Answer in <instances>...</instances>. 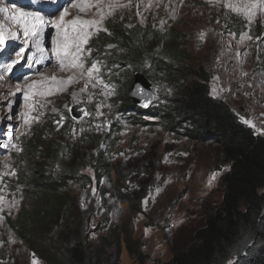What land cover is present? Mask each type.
<instances>
[{
    "label": "rangeland",
    "instance_id": "1",
    "mask_svg": "<svg viewBox=\"0 0 264 264\" xmlns=\"http://www.w3.org/2000/svg\"><path fill=\"white\" fill-rule=\"evenodd\" d=\"M76 2L82 0H72V3ZM89 2L93 5L98 3L99 7L94 6L81 13L71 6L69 0H0V6L38 10L48 19L58 18L59 12L67 7V20L80 15L100 21L97 26L99 31L90 29L94 34L85 46V72L93 62L99 68V72L93 71L91 78L86 74L81 77L75 69L61 71L50 50L47 51L49 59L42 64L33 61L34 66L29 68L25 61L33 50L31 44L27 46L24 60L14 65L10 73H4L3 80H0V145L8 143V134L12 136V143L21 150L23 142L32 138L33 134H44L48 140L69 134L80 141L79 148L86 160L94 154L96 147L101 146L113 167L111 177L102 179L100 186L94 184L89 188L95 192V197L106 186L129 200L114 206L110 214L114 223L130 220L133 206L141 208L142 213L134 217L135 236L145 242L144 252L151 257L149 264H155V260L165 263L171 259L173 251L182 250L194 240L195 232L205 225L207 212L220 207L224 192L222 178L228 168L213 170L216 150L213 143L174 133L151 116L143 117L150 123L147 126L128 120L127 106L134 103L131 91L137 72H128L130 82L124 90L118 87V83L110 77L111 71L104 67V55L100 51L108 48H100L99 37L105 32L107 23L112 21L138 22L158 30L172 26L180 30L188 37L190 63L208 72L212 96L228 103L240 119L243 117L251 121L255 125L251 127L264 136V11L258 9L249 22L247 16L227 5L256 3L257 0ZM232 17L243 27L237 28ZM51 34H54L53 29L45 30L46 49H50ZM21 46L20 40L8 41L0 50V65L11 62L10 56L15 59L14 50L18 51ZM87 49L91 50L90 54ZM40 73L64 80L74 76L75 80L67 85L65 91L56 90L50 80L39 86V91L52 89V94L35 98L44 107L37 105L31 115L38 119L25 125L23 118L17 116L25 111L23 94L18 92L12 96L10 93L18 85L23 87V77L39 80ZM85 85L86 90L81 91ZM73 93L77 94L75 100ZM153 93L154 102L150 107L163 102V98L172 92L165 84L156 83ZM77 105L81 106L77 110L81 112L80 119L72 116ZM9 115L11 119H8ZM21 150L0 148V197H3L0 200V264H32L34 259L37 264H45L19 240L9 223L17 216L23 203L22 192L13 189L14 184L11 186V180H16V173L14 176L11 173L15 172L16 156ZM85 173L94 178L91 169ZM146 199L148 202L145 204ZM147 223L153 226L146 227ZM120 264H134L124 246Z\"/></svg>",
    "mask_w": 264,
    "mask_h": 264
},
{
    "label": "trees",
    "instance_id": "2",
    "mask_svg": "<svg viewBox=\"0 0 264 264\" xmlns=\"http://www.w3.org/2000/svg\"><path fill=\"white\" fill-rule=\"evenodd\" d=\"M232 18L237 28L243 27ZM98 44L108 48L100 51L104 67L121 89L131 71L145 73L172 92L147 109L127 106L131 123L147 126L143 117L151 116L174 133L213 143V170L228 168L220 207L207 212L189 245L155 264H264V136L212 96L208 72L190 63L188 37L180 30L112 21ZM79 144L69 134L48 140L36 133L23 142L15 155L16 180H11L23 203L9 220L11 228L45 264H120L123 246L134 264H149L145 242L135 236L134 217L141 208L133 206L126 222H112L114 206L129 200L106 186L95 197L89 187L110 179L113 167L101 146L86 160Z\"/></svg>",
    "mask_w": 264,
    "mask_h": 264
},
{
    "label": "snow or ice",
    "instance_id": "3",
    "mask_svg": "<svg viewBox=\"0 0 264 264\" xmlns=\"http://www.w3.org/2000/svg\"><path fill=\"white\" fill-rule=\"evenodd\" d=\"M55 2V0H53ZM72 7L79 9L81 13L90 10L92 7H99V4L93 5L89 0H82V2L72 3L69 0ZM227 7L231 8L233 11L241 12L247 16L249 22L256 16L257 10L264 11V0H257L256 3H244L241 5H233L229 3ZM101 20L103 19V12L100 11ZM110 14V13H109ZM69 15L68 8L65 7L63 11L59 12L58 18L48 19L46 14H41L38 10H23L22 7L9 8L7 6H0V50H3L8 41H22V46L18 51L14 50L15 59H9L11 62H5L0 65V80H3L4 73H10L17 63L24 60V53L27 46L31 44L33 50L31 55L25 63L29 68L33 67V61L36 64H42L45 60L49 59L47 56V51H51L55 58V62L59 65L61 71H66L69 69H75L80 72L81 77L85 74L91 78L93 71L99 72V68L96 62H93L91 67L85 72L84 68V57L86 53L85 46L89 43L91 36L94 34L90 29H95L99 31L97 27L100 21L96 19H85L80 15L75 16L71 20H67L66 17ZM163 23V21L161 22ZM53 29L54 34L50 35V49H46L44 46V33L46 29ZM203 34H201V39H203ZM247 39H251L247 36ZM91 50L87 49V53L90 54ZM41 79L33 80L30 77H23L24 85L16 87L15 91L10 93V95L15 96L16 93L20 92L23 94V101L25 111L17 114L18 118H23V123L25 125H30L31 122L38 117H33L31 113L36 111V106L39 105L40 108L44 107V104L36 100L37 96L43 97L52 94V89L47 91H39V86L44 85L49 80L55 85L56 90L65 91L68 84L73 83L75 80L74 76H70L67 80L57 79L55 75L52 77H47L43 73L39 74ZM103 83V81H99ZM95 86V85H94ZM107 87V85H105ZM87 85H85L86 90ZM215 92V89H213ZM77 94L73 93V99H76ZM79 101H77L78 103ZM147 106V103L145 104ZM8 111H11V103L8 105ZM55 111V109H53ZM84 115H88L84 112ZM12 117L9 115L8 119ZM244 123L255 127L251 121L241 117ZM60 123V122H58ZM8 143L0 145V148L7 149L9 147L14 148L17 152L21 149L14 143H12V136L8 134ZM4 175H7L5 173ZM11 175H15L12 172ZM215 177H213L214 179ZM3 200V197H0ZM147 199L144 201L146 204ZM18 203V202H15ZM15 206V204L13 205ZM32 264H37L34 259Z\"/></svg>",
    "mask_w": 264,
    "mask_h": 264
},
{
    "label": "water",
    "instance_id": "4",
    "mask_svg": "<svg viewBox=\"0 0 264 264\" xmlns=\"http://www.w3.org/2000/svg\"><path fill=\"white\" fill-rule=\"evenodd\" d=\"M154 84L150 81L146 74L137 72L134 75V82L131 91L134 103L142 108H149L154 102L153 93ZM147 103V106L145 104ZM81 106L77 105L74 107L73 118L80 119L82 117L81 112L77 111Z\"/></svg>",
    "mask_w": 264,
    "mask_h": 264
},
{
    "label": "bare ground",
    "instance_id": "5",
    "mask_svg": "<svg viewBox=\"0 0 264 264\" xmlns=\"http://www.w3.org/2000/svg\"><path fill=\"white\" fill-rule=\"evenodd\" d=\"M27 8V7H26Z\"/></svg>",
    "mask_w": 264,
    "mask_h": 264
}]
</instances>
